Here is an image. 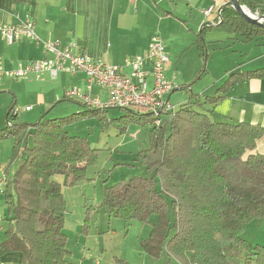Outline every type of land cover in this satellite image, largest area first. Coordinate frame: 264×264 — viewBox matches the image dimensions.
<instances>
[{
  "label": "trees",
  "instance_id": "trees-1",
  "mask_svg": "<svg viewBox=\"0 0 264 264\" xmlns=\"http://www.w3.org/2000/svg\"><path fill=\"white\" fill-rule=\"evenodd\" d=\"M238 2L264 15V0ZM218 16L216 24L203 26L198 34L204 57L208 53L201 49L202 37L209 27L236 33L244 41L264 38V27L249 23L232 6H223ZM262 75L261 70L232 74L205 101L217 103L234 78ZM204 102L191 95L162 114L158 126L152 125L155 116L147 110H125L117 118H108L107 109L82 105L78 112L43 116L32 124L14 121V115L8 114L13 120L0 129V142L13 138L18 165L4 177L2 194L10 217L0 254L20 251L23 264H66V201L55 176L63 175L64 185H75L86 178L98 149L86 137L69 134L65 126L96 116L121 133L137 120L150 121L152 126L148 146L137 153L145 175L108 186L102 197V204L115 217L144 222L156 217L140 242L150 256L165 252L180 264H264V245L253 244L242 234L249 221L264 215V154L248 153L264 127L216 120L211 109L203 108Z\"/></svg>",
  "mask_w": 264,
  "mask_h": 264
},
{
  "label": "crops",
  "instance_id": "crops-1",
  "mask_svg": "<svg viewBox=\"0 0 264 264\" xmlns=\"http://www.w3.org/2000/svg\"><path fill=\"white\" fill-rule=\"evenodd\" d=\"M209 1L0 0V22L15 24L29 17L34 21L35 31L40 39L73 42L76 43L79 52L92 59L121 65L126 57L145 52L152 36L162 32V28L155 24L156 21H166L170 18L180 28L183 26L194 34L191 44L187 46L174 45L170 34L169 38L165 35L162 37L169 58L165 75L175 84V89L167 99L175 105L188 101L191 95H198L200 101L204 102L205 96L214 95L216 88L232 74L264 71V38L257 37L251 41H244L236 33L209 27L204 31L202 37L204 48L201 49H205L206 53L207 49L222 52L219 75L208 77L202 82H199L201 79L199 78L196 82L188 84L189 80L182 78L183 71L180 65L179 75L175 72L178 65L175 62L179 61L188 47L195 49L198 57L204 60V65L211 56V53L207 57L200 53L198 34L203 26L216 24L218 17L214 15L216 12L205 16L204 10L219 7L228 0H215L212 3ZM194 3H202L203 8L195 9ZM236 42H253L255 45H234ZM42 55L40 44L26 39L7 42L0 36V66L5 71L12 70L18 64L31 59H38ZM182 62L181 60L179 63L185 65ZM82 77L83 75L73 76L64 72H60L56 77L44 72L38 78L29 75L26 79L1 76L0 129L13 120L8 119L10 113L14 115V121L32 124L43 116L55 118L82 110L83 106L78 101L64 98V92L68 87L83 85ZM234 79L227 86L222 99L217 103L205 101L203 108L211 109L216 120L245 121L264 127V75L235 81ZM176 90H183V93H174ZM94 92H98L102 99L107 96L104 91L99 92L95 89ZM148 127L149 131L152 127L150 121ZM30 139L31 137L26 138L27 143ZM9 140H12L13 145V138H6L0 142V148L9 145L7 143ZM248 153L264 154V134L257 139L255 147ZM5 220L8 221V218ZM7 227L3 226L0 231V242L5 238V234L4 238H1V234L5 233ZM0 264H23L22 253L10 251L0 254Z\"/></svg>",
  "mask_w": 264,
  "mask_h": 264
},
{
  "label": "rangeland",
  "instance_id": "rangeland-1",
  "mask_svg": "<svg viewBox=\"0 0 264 264\" xmlns=\"http://www.w3.org/2000/svg\"><path fill=\"white\" fill-rule=\"evenodd\" d=\"M213 1L215 2V0L209 2ZM201 4L194 3L195 9L198 7V10H201L203 8ZM217 8L215 7V10ZM246 9L256 16L262 15L260 12H251L247 7ZM194 21L195 18H193ZM155 24L162 28V32L157 33L162 42L164 35L169 38V34L174 45H190L194 38L192 32L183 26L180 28L170 18L166 21H156ZM234 45L255 44L236 42ZM207 51L208 54L211 53V56L204 65V60L198 57L195 49L188 47L179 61L175 62V64L178 63L175 72L179 75L178 66L180 65L183 71L182 78L189 80L188 84H192V81L196 82L199 78H201L199 82H202L213 75L218 76L222 67L223 54L211 49ZM181 60L185 65L182 66L179 63ZM180 92L183 93V90L174 91V93ZM179 105L175 104V109ZM128 110L145 112L141 106ZM124 112L125 110L120 108L106 110L108 118H117ZM65 127L69 134L86 137L90 146L98 149L95 161L87 168L86 178L75 185H64L63 175L55 176L61 183L60 191L66 201L63 223V231L66 234L65 247L69 251L65 256L66 264H119L118 258L125 259L130 264H180L177 259L168 256L165 252H162L159 257H153L141 247V240L148 236L151 224L155 222L154 215L149 216L147 222L138 219L128 221L115 217L109 208L102 204L103 192L108 186L121 181L127 182L133 176L145 175L144 164L138 160L137 153L148 146V121L130 122L123 133L120 128L96 116L78 119ZM7 143L9 145L6 144L4 148L2 146L0 148V177H5L6 173H12L18 165V158L13 156L12 140ZM31 144L30 139L28 145ZM9 216L4 196L1 194L0 224L2 226H8V221L5 219ZM4 234L2 232L1 238H4ZM242 234L253 244L264 245V215L249 221Z\"/></svg>",
  "mask_w": 264,
  "mask_h": 264
},
{
  "label": "built area",
  "instance_id": "built-area-1",
  "mask_svg": "<svg viewBox=\"0 0 264 264\" xmlns=\"http://www.w3.org/2000/svg\"><path fill=\"white\" fill-rule=\"evenodd\" d=\"M216 12L215 7L204 10L205 16ZM0 36L7 42L29 40L42 47L43 55L20 63L16 68L5 71L0 66V77L26 79L29 75L40 77L48 72L56 77L60 72L73 76L83 75V85H72L64 92V98L78 101L81 105L96 109H129L141 106L152 115V125L160 124V116L171 110L174 105L167 96L175 89V84L165 75L169 62L162 39L154 35L145 52L126 57L121 65H113L95 60L77 50L76 43L62 42L59 39L39 38L34 21L26 17L15 24L0 22ZM128 69V71H125ZM106 93L102 99L98 92ZM31 107H27L29 109ZM151 125V124H150ZM4 177H0V195L3 191ZM3 226L0 224V231Z\"/></svg>",
  "mask_w": 264,
  "mask_h": 264
},
{
  "label": "water",
  "instance_id": "water-1",
  "mask_svg": "<svg viewBox=\"0 0 264 264\" xmlns=\"http://www.w3.org/2000/svg\"><path fill=\"white\" fill-rule=\"evenodd\" d=\"M225 5L232 6L241 15V17H243L249 23L257 24V25L264 27V23H263L264 15H261V17H260V16H256L255 14H251L250 12L247 13L245 11L246 7L239 4L238 0H228V1L224 2L222 5H220L218 7V9H217L218 14H219L221 8ZM206 24H209V22H206ZM124 110H128V109L125 108Z\"/></svg>",
  "mask_w": 264,
  "mask_h": 264
},
{
  "label": "bare ground",
  "instance_id": "bare-ground-1",
  "mask_svg": "<svg viewBox=\"0 0 264 264\" xmlns=\"http://www.w3.org/2000/svg\"><path fill=\"white\" fill-rule=\"evenodd\" d=\"M245 11L248 13L249 11L247 9H245Z\"/></svg>",
  "mask_w": 264,
  "mask_h": 264
}]
</instances>
